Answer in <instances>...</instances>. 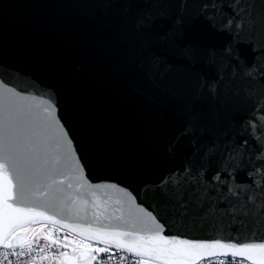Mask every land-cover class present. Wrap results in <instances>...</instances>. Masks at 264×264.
Instances as JSON below:
<instances>
[{"label": "snow or ice", "instance_id": "6c2138e0", "mask_svg": "<svg viewBox=\"0 0 264 264\" xmlns=\"http://www.w3.org/2000/svg\"><path fill=\"white\" fill-rule=\"evenodd\" d=\"M105 2L143 41L154 88L196 82L174 134L159 117L179 163L145 193L151 205L94 183L53 96L0 79V264H264V0ZM199 23L230 39L203 47L188 33Z\"/></svg>", "mask_w": 264, "mask_h": 264}, {"label": "water", "instance_id": "95a60500", "mask_svg": "<svg viewBox=\"0 0 264 264\" xmlns=\"http://www.w3.org/2000/svg\"><path fill=\"white\" fill-rule=\"evenodd\" d=\"M117 7L105 0H0V79L25 95H52L90 180L116 183L151 205L145 193L179 163L164 151L159 117L174 134L175 115L191 102L196 82L154 88L139 66L143 41L130 37ZM188 33L205 48H223L230 39L206 23ZM241 55L250 57L243 45ZM238 107L240 120L250 106ZM168 223L173 234L209 238Z\"/></svg>", "mask_w": 264, "mask_h": 264}]
</instances>
